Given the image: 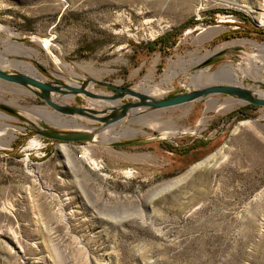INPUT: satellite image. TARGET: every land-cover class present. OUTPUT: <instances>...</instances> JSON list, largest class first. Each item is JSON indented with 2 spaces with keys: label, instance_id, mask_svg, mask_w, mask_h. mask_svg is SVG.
Here are the masks:
<instances>
[{
  "label": "rangeland",
  "instance_id": "374dc122",
  "mask_svg": "<svg viewBox=\"0 0 264 264\" xmlns=\"http://www.w3.org/2000/svg\"><path fill=\"white\" fill-rule=\"evenodd\" d=\"M263 43L264 0H0V60L27 62L47 82L95 79L164 98L195 87L192 73L238 65L237 83L264 90V72L248 74ZM210 51L224 53L191 64ZM0 103L23 115L0 109V264H264V106L218 94L130 115L98 142L65 143L35 133L75 123L47 120L63 117L34 92L0 81ZM160 133L169 137L109 144ZM205 143L194 158L176 155Z\"/></svg>",
  "mask_w": 264,
  "mask_h": 264
},
{
  "label": "water",
  "instance_id": "95a60500",
  "mask_svg": "<svg viewBox=\"0 0 264 264\" xmlns=\"http://www.w3.org/2000/svg\"><path fill=\"white\" fill-rule=\"evenodd\" d=\"M224 51H219L205 58L197 66L203 67L210 64L217 57L222 55ZM0 81L21 86L34 92L42 101L49 107L57 111L59 116L64 119H71L77 126H69L66 129L61 127V130H43L35 128V133L43 138L49 140H57L59 142H83L94 143L98 142L97 137L100 132L106 128H111L130 115L137 114L143 111H154L160 109H167L174 106L183 105L189 102L203 99L208 96L224 94L235 100L244 103L264 106V96H261L255 88L245 87L240 83H224L211 82L208 84L195 86L186 90H181L173 95L167 97H155L147 94L144 91L134 89V87L122 86L109 82H101L95 79H82L80 84L70 85L66 82H47L39 79L36 76L30 75L21 70L7 71L0 67ZM90 82L106 86L113 90L111 94H100L88 89ZM61 93L64 95H86L92 99H104L109 102V105L86 106V105H72L69 103H60L54 100L53 93ZM130 98V100L128 99ZM122 99H127L121 102ZM0 109L9 112L18 117L23 115L16 110V108L1 104ZM0 114L5 113L0 111ZM76 118L87 119L86 124L77 121ZM32 125H36L31 122ZM81 125V126H79ZM60 127V126H59ZM169 134L160 133L157 135L147 136L139 139H130L126 141H113L109 144L113 146L138 144L145 142H152L156 140L167 139Z\"/></svg>",
  "mask_w": 264,
  "mask_h": 264
},
{
  "label": "bare ground",
  "instance_id": "6f19581e",
  "mask_svg": "<svg viewBox=\"0 0 264 264\" xmlns=\"http://www.w3.org/2000/svg\"><path fill=\"white\" fill-rule=\"evenodd\" d=\"M149 22V20H147ZM241 43L245 42V41H240ZM226 44V43H225ZM225 44H223L222 46H218L216 48L215 51L219 50V49H222V47L225 46ZM229 44V43H227ZM256 45V44H255ZM213 51H210L206 54H203V55H199L196 59H193L192 61V65L194 64H198L200 63L202 60H204L209 54H211ZM194 53V52H193ZM194 55V54H193ZM249 62H250V65L251 67L249 68V72L248 74H253L252 76H254V78L258 81H260V74H262L264 72V43L263 44H257V51L255 52H252V54H249ZM189 61V60H188ZM256 61H260V63L256 62ZM0 65L1 67L5 68V67H9V66H17L18 63L20 64H23L24 67L27 68V70H25V72H27L28 74L30 75H35V67L32 66L31 64L27 63V62H24V61H18V60H12L10 58H6V57H3L1 58L0 60ZM255 63V65H254ZM247 64V63H245ZM242 65V64H241ZM249 67V65L247 66ZM171 69V68H170ZM246 71H244L242 69V67L240 68V66L237 65L236 69L234 71L232 70H229V68L227 66H221L219 67L218 69L214 70V71H210L209 69H203V70H199L195 73H192L190 76H189V79H190V82L192 84H194L195 86H200V85H203L205 82H208V81H212V80H216V79H219V78H229L230 81H235V82H230V83H237L239 79H241L246 73ZM174 73L170 74V72L168 71L166 73V78H171L172 75H174ZM177 75V74H176ZM89 89V87H88ZM135 89V88H134ZM138 90V89H137ZM259 92V94L261 96H264V90H261V89H258L257 90ZM151 93V92H150ZM102 94V93H100ZM149 94V93H147ZM153 94V93H152ZM152 94H149L152 96ZM154 95V94H153ZM54 96V95H53ZM92 99V98H91ZM92 100H103L104 102H101V103H98L99 106H104V105H109V102L105 101L104 99H92ZM94 102H92L93 104ZM233 104V103H232ZM232 107V106H230ZM38 113V112H37ZM2 115V114H1ZM47 120L53 122L54 124H57V125H70L69 123V120L67 119H64V118H60V117H57V116H49L47 115L45 117ZM152 120V119H151ZM150 122V121H149ZM148 122V123H149ZM155 122V121H153ZM157 122V121H156ZM161 122V121H159ZM152 123V122H151ZM244 122H241L239 123L235 129H234V132L238 129V127ZM159 124V123H158ZM149 125V124H148ZM153 125V123H152ZM155 125V124H154ZM74 126H77V124H74ZM81 126V125H79ZM156 126H157V123H156ZM155 126V127H156ZM107 131V130H106ZM205 161L206 160H203V161H200L198 162L195 166H193L190 170V173L191 172H194L197 168L201 167V166H204L205 164ZM176 181H170V182H167L163 185H161L159 188H163V187H166V186H169V185H172L173 183H175ZM159 188H157L159 190Z\"/></svg>",
  "mask_w": 264,
  "mask_h": 264
},
{
  "label": "crops",
  "instance_id": "0c3cea01",
  "mask_svg": "<svg viewBox=\"0 0 264 264\" xmlns=\"http://www.w3.org/2000/svg\"><path fill=\"white\" fill-rule=\"evenodd\" d=\"M206 140H208V139H206ZM152 142H156V141H152ZM207 145H208V143H205L203 145L202 144L201 145H197V146H195L193 148H189V149H187L185 151H180L176 155H177V157L181 158V159L179 158L181 161H186L189 158H194L197 153L203 152L205 150V148L207 147ZM136 153H138V152H136ZM136 167L139 168V164Z\"/></svg>",
  "mask_w": 264,
  "mask_h": 264
},
{
  "label": "trees",
  "instance_id": "16d2710c",
  "mask_svg": "<svg viewBox=\"0 0 264 264\" xmlns=\"http://www.w3.org/2000/svg\"><path fill=\"white\" fill-rule=\"evenodd\" d=\"M155 44H157V42H156ZM249 106H250V107H254L255 105L249 104ZM239 113H240L241 115H244V112H242V111H239ZM49 131H50V130H49Z\"/></svg>",
  "mask_w": 264,
  "mask_h": 264
}]
</instances>
